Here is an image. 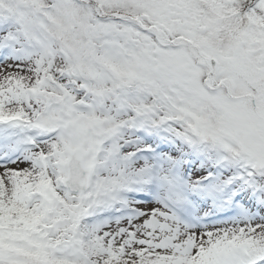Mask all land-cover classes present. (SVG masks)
<instances>
[{
    "label": "snow or ice",
    "instance_id": "obj_1",
    "mask_svg": "<svg viewBox=\"0 0 264 264\" xmlns=\"http://www.w3.org/2000/svg\"><path fill=\"white\" fill-rule=\"evenodd\" d=\"M0 264H264V0H0Z\"/></svg>",
    "mask_w": 264,
    "mask_h": 264
}]
</instances>
